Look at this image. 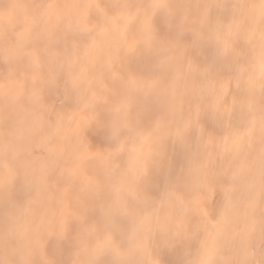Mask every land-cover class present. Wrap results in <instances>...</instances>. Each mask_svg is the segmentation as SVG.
<instances>
[{"label": "clouds", "instance_id": "9594fccd", "mask_svg": "<svg viewBox=\"0 0 264 264\" xmlns=\"http://www.w3.org/2000/svg\"><path fill=\"white\" fill-rule=\"evenodd\" d=\"M0 264H264V0H0Z\"/></svg>", "mask_w": 264, "mask_h": 264}, {"label": "snow or ice", "instance_id": "6c2138e0", "mask_svg": "<svg viewBox=\"0 0 264 264\" xmlns=\"http://www.w3.org/2000/svg\"><path fill=\"white\" fill-rule=\"evenodd\" d=\"M163 3V0H157V6L159 7L161 4ZM131 84V86L133 87H140L142 86L141 83L136 80L135 78H132V80H130L129 82ZM126 105H122V107H124ZM251 132V129L248 130V133ZM245 136V133H238L235 138L232 139L231 143L226 142L225 144V148L226 150L229 148H238L239 145L241 144V142L243 141ZM144 140L147 141L148 137H144ZM139 151V149H138ZM99 155V153H93L91 151H89L87 148L84 149V151L80 154V163L72 168L70 171L72 174H76L78 172H82L83 171V163L85 160H87L88 158L92 157V156H96ZM135 163V161H134ZM88 183H91V177H86ZM66 222V221H65ZM112 237L110 234L106 235L101 241H99L98 243V248L103 249L106 247H110L112 246Z\"/></svg>", "mask_w": 264, "mask_h": 264}, {"label": "rangeland", "instance_id": "374dc122", "mask_svg": "<svg viewBox=\"0 0 264 264\" xmlns=\"http://www.w3.org/2000/svg\"><path fill=\"white\" fill-rule=\"evenodd\" d=\"M92 139H93L94 144L99 143V141L97 140V138L95 136H93ZM18 198H19V194H18Z\"/></svg>", "mask_w": 264, "mask_h": 264}, {"label": "bare ground", "instance_id": "6f19581e", "mask_svg": "<svg viewBox=\"0 0 264 264\" xmlns=\"http://www.w3.org/2000/svg\"><path fill=\"white\" fill-rule=\"evenodd\" d=\"M166 259H167L169 262H171L172 257H166Z\"/></svg>", "mask_w": 264, "mask_h": 264}]
</instances>
